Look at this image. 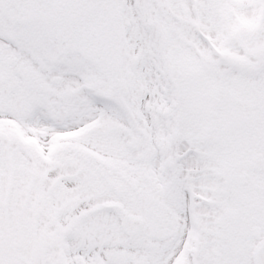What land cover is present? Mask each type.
I'll return each instance as SVG.
<instances>
[{
    "label": "snow or ice",
    "instance_id": "obj_1",
    "mask_svg": "<svg viewBox=\"0 0 264 264\" xmlns=\"http://www.w3.org/2000/svg\"><path fill=\"white\" fill-rule=\"evenodd\" d=\"M0 264H264V0H0Z\"/></svg>",
    "mask_w": 264,
    "mask_h": 264
}]
</instances>
